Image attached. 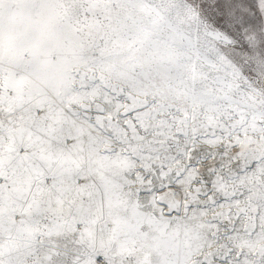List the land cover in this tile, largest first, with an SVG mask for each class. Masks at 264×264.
I'll return each instance as SVG.
<instances>
[{
	"label": "snow or ice",
	"instance_id": "1",
	"mask_svg": "<svg viewBox=\"0 0 264 264\" xmlns=\"http://www.w3.org/2000/svg\"><path fill=\"white\" fill-rule=\"evenodd\" d=\"M0 264H264V0H0Z\"/></svg>",
	"mask_w": 264,
	"mask_h": 264
}]
</instances>
